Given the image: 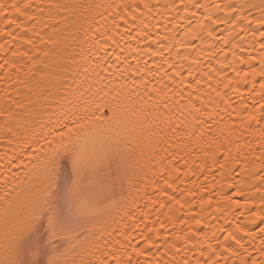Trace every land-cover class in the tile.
<instances>
[{"label":"bare ground","instance_id":"6f19581e","mask_svg":"<svg viewBox=\"0 0 264 264\" xmlns=\"http://www.w3.org/2000/svg\"><path fill=\"white\" fill-rule=\"evenodd\" d=\"M262 229L264 0H0V264H264Z\"/></svg>","mask_w":264,"mask_h":264},{"label":"snow or ice","instance_id":"6c2138e0","mask_svg":"<svg viewBox=\"0 0 264 264\" xmlns=\"http://www.w3.org/2000/svg\"><path fill=\"white\" fill-rule=\"evenodd\" d=\"M13 7H15V6H13ZM17 11H19V9H17ZM48 225H49V230L50 231H53L56 228L57 223H56V220H55L54 217H49ZM36 231L38 232L39 229H36ZM262 231H264V229H262ZM39 245H40V239L37 238L35 240V243L33 244V247L35 249V251L33 252V255H38V253H39ZM23 264H42V261L39 260V259H34V260H31V261H24Z\"/></svg>","mask_w":264,"mask_h":264}]
</instances>
